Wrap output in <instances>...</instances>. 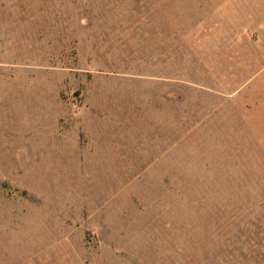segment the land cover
<instances>
[{
  "label": "rangeland",
  "instance_id": "374dc122",
  "mask_svg": "<svg viewBox=\"0 0 264 264\" xmlns=\"http://www.w3.org/2000/svg\"><path fill=\"white\" fill-rule=\"evenodd\" d=\"M0 264H264V0H0Z\"/></svg>",
  "mask_w": 264,
  "mask_h": 264
},
{
  "label": "crops",
  "instance_id": "0c3cea01",
  "mask_svg": "<svg viewBox=\"0 0 264 264\" xmlns=\"http://www.w3.org/2000/svg\"><path fill=\"white\" fill-rule=\"evenodd\" d=\"M159 81H162V80H159ZM164 82H166V83H167V81H164ZM170 83H171V81H170Z\"/></svg>",
  "mask_w": 264,
  "mask_h": 264
}]
</instances>
